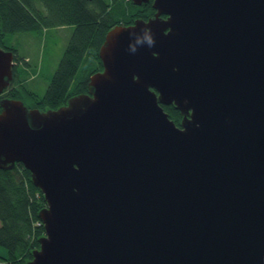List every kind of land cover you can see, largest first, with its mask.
I'll use <instances>...</instances> for the list:
<instances>
[{
	"label": "water",
	"instance_id": "water-1",
	"mask_svg": "<svg viewBox=\"0 0 264 264\" xmlns=\"http://www.w3.org/2000/svg\"><path fill=\"white\" fill-rule=\"evenodd\" d=\"M154 6L107 31L88 91L0 99V168L47 202L27 264H264V0ZM16 64L0 45V95Z\"/></svg>",
	"mask_w": 264,
	"mask_h": 264
},
{
	"label": "trees",
	"instance_id": "trees-1",
	"mask_svg": "<svg viewBox=\"0 0 264 264\" xmlns=\"http://www.w3.org/2000/svg\"><path fill=\"white\" fill-rule=\"evenodd\" d=\"M137 7L132 0H0V45L16 53L15 46L4 44L7 34L73 27L47 91L41 95L30 87L28 82L38 76L37 69L32 58L26 61L17 53L13 85L6 95L20 99L27 95L36 102L28 106L46 109L88 91L90 76L103 66L99 50L107 31L131 22L138 15ZM37 36L41 38L40 33ZM164 108L170 117L179 118L173 105ZM46 203L22 162L0 168V264H27L32 259L45 234L39 212Z\"/></svg>",
	"mask_w": 264,
	"mask_h": 264
},
{
	"label": "rangeland",
	"instance_id": "rangeland-1",
	"mask_svg": "<svg viewBox=\"0 0 264 264\" xmlns=\"http://www.w3.org/2000/svg\"><path fill=\"white\" fill-rule=\"evenodd\" d=\"M72 30L73 27L50 28L41 32H18L4 36L5 46H15L20 57L31 55L38 76L28 83L31 88H35L37 93L43 95L47 91L51 78L63 56L64 49L70 40ZM38 33H40L41 38H38ZM26 61H30V59ZM11 85L13 83L6 88L5 92L12 87ZM5 92L0 95V98L7 96ZM22 100L27 105H35L36 103L34 98L27 95H22Z\"/></svg>",
	"mask_w": 264,
	"mask_h": 264
},
{
	"label": "flooded vegetation",
	"instance_id": "flooded-vegetation-1",
	"mask_svg": "<svg viewBox=\"0 0 264 264\" xmlns=\"http://www.w3.org/2000/svg\"><path fill=\"white\" fill-rule=\"evenodd\" d=\"M154 1L155 0H147V1H142V2H135L134 0H132V2L133 3H135L138 7V9H137V13H138V15H134L133 16V19L131 20V22H129L128 24H123V25H130V24H133L134 23V21H135V19H137V18H142V19H144L145 21H148L149 19H151V18H155L156 17V14H157V12H158V9L154 6ZM169 15L168 14H166V13H160V17H162V18H164V19H166L167 17H168ZM115 26V25H114ZM16 53V52H15ZM16 55H17V53H16ZM23 63V62H22ZM22 63H20V65H23ZM17 64H18V62H17ZM16 64V65H17ZM102 65H103V63H102ZM103 69V66L99 69V70H102ZM98 70V71H99ZM6 93V92H5ZM3 96H1V98H2ZM0 98V99H1ZM171 105H173V104H171ZM173 107H175L174 105H173ZM0 110H1V106H0ZM166 110V109H165ZM175 110L178 112V117L179 118H176V117H171L175 122H176V124H178V125H180V122H181V120H182V118H183V114L178 110V109H176L175 108ZM167 111V110H166ZM168 112V111H167ZM169 113V112H168ZM170 116V115H169Z\"/></svg>",
	"mask_w": 264,
	"mask_h": 264
},
{
	"label": "crops",
	"instance_id": "crops-1",
	"mask_svg": "<svg viewBox=\"0 0 264 264\" xmlns=\"http://www.w3.org/2000/svg\"><path fill=\"white\" fill-rule=\"evenodd\" d=\"M25 58H26V60L27 59H30L31 58V55H26Z\"/></svg>",
	"mask_w": 264,
	"mask_h": 264
}]
</instances>
